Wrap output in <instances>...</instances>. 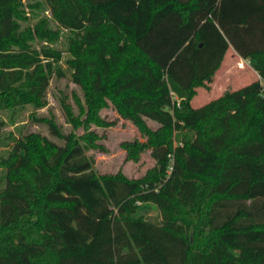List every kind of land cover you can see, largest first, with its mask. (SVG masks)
Returning a JSON list of instances; mask_svg holds the SVG:
<instances>
[{
    "label": "trees",
    "instance_id": "trees-1",
    "mask_svg": "<svg viewBox=\"0 0 264 264\" xmlns=\"http://www.w3.org/2000/svg\"><path fill=\"white\" fill-rule=\"evenodd\" d=\"M22 1L0 0V111L42 107L65 60L84 122L105 126L109 100L148 137L129 158L150 147L155 167L97 176L81 143L94 137L52 122L63 145L14 138L0 157V264H264V0H35L55 30L22 28ZM229 48L258 80L193 108Z\"/></svg>",
    "mask_w": 264,
    "mask_h": 264
},
{
    "label": "rangeland",
    "instance_id": "rangeland-1",
    "mask_svg": "<svg viewBox=\"0 0 264 264\" xmlns=\"http://www.w3.org/2000/svg\"><path fill=\"white\" fill-rule=\"evenodd\" d=\"M23 11L26 20L22 28L33 29L40 21L48 22L52 30L56 26L50 20L48 11L44 7L32 9L31 4L35 0H23ZM39 46V43H32ZM65 51V41L60 38L52 48ZM64 59L68 57L63 53ZM240 65L243 68H240ZM62 75L53 74L46 95L45 104L40 108L26 106L23 109L11 113L7 110L0 111V157L5 156L12 147V140L21 139L29 135H39L57 145H63L64 141L51 134L47 123L52 122L63 135H74L80 139L93 136V142L82 140L85 147L84 153L91 160L92 171L97 176L116 175L120 173L128 179H141L146 173L155 167V160L151 157V148L147 147L139 151L135 158H129L126 144H148V137L129 120L123 119L115 110L113 104L106 100V107L101 108L97 116L105 126L84 122L88 111L87 101L83 89L72 81L71 70L63 60L60 64ZM258 80V75L250 67L249 63L242 60L236 52L229 48L224 60L207 88L196 89V95L191 101L193 108H199L208 102L219 98L226 91H234ZM70 118L79 120L80 126H75ZM146 126L153 132L160 126L150 120H145ZM88 135V136H87ZM181 134L173 133V146L180 143L176 140ZM1 175V171H0ZM140 210L145 217L153 222L159 221V212L151 204L140 205Z\"/></svg>",
    "mask_w": 264,
    "mask_h": 264
},
{
    "label": "water",
    "instance_id": "water-1",
    "mask_svg": "<svg viewBox=\"0 0 264 264\" xmlns=\"http://www.w3.org/2000/svg\"><path fill=\"white\" fill-rule=\"evenodd\" d=\"M144 212H146V211H144Z\"/></svg>",
    "mask_w": 264,
    "mask_h": 264
},
{
    "label": "crops",
    "instance_id": "crops-1",
    "mask_svg": "<svg viewBox=\"0 0 264 264\" xmlns=\"http://www.w3.org/2000/svg\"><path fill=\"white\" fill-rule=\"evenodd\" d=\"M215 77V76H214Z\"/></svg>",
    "mask_w": 264,
    "mask_h": 264
}]
</instances>
